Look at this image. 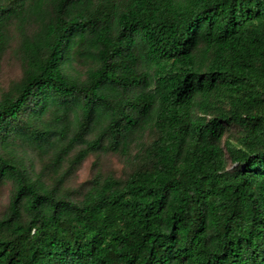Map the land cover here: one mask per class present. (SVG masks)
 <instances>
[{
  "label": "trees",
  "instance_id": "16d2710c",
  "mask_svg": "<svg viewBox=\"0 0 264 264\" xmlns=\"http://www.w3.org/2000/svg\"><path fill=\"white\" fill-rule=\"evenodd\" d=\"M13 23L0 264H264V0H0V54ZM99 153L131 172L75 198Z\"/></svg>",
  "mask_w": 264,
  "mask_h": 264
},
{
  "label": "rangeland",
  "instance_id": "374dc122",
  "mask_svg": "<svg viewBox=\"0 0 264 264\" xmlns=\"http://www.w3.org/2000/svg\"><path fill=\"white\" fill-rule=\"evenodd\" d=\"M9 46L0 54V98L9 91L11 87L23 77V65L21 61L20 48L22 43V32L18 23H13L9 29ZM28 32H34L30 26ZM79 72L84 73L87 67L76 66ZM237 131L231 133L232 139L237 137ZM37 170H41L42 161L35 155ZM68 168V167H67ZM133 168L132 159L122 154L99 153L91 155L80 167L70 171L65 179L64 188L71 191L75 198H81L90 187L93 179L98 173L104 176L114 175L117 178H126ZM51 173L49 174V177ZM13 193V183L3 182L0 184V220L8 211Z\"/></svg>",
  "mask_w": 264,
  "mask_h": 264
}]
</instances>
